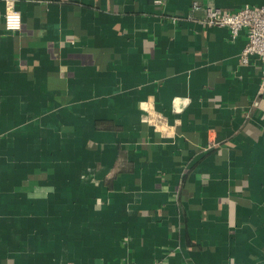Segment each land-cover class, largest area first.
Returning a JSON list of instances; mask_svg holds the SVG:
<instances>
[{"label":"crops","instance_id":"obj_1","mask_svg":"<svg viewBox=\"0 0 264 264\" xmlns=\"http://www.w3.org/2000/svg\"><path fill=\"white\" fill-rule=\"evenodd\" d=\"M6 1L0 264H264L262 62L239 63L245 30L186 19L194 0H14L10 31Z\"/></svg>","mask_w":264,"mask_h":264},{"label":"built area","instance_id":"obj_2","mask_svg":"<svg viewBox=\"0 0 264 264\" xmlns=\"http://www.w3.org/2000/svg\"><path fill=\"white\" fill-rule=\"evenodd\" d=\"M157 3L161 0H156ZM204 12L202 22L208 26H220L228 28L231 38L235 39L242 30L246 32V43L241 51L239 63L247 65L253 56H257L262 62V84L261 91L264 88V5L245 4L238 9H224L223 7L208 2L202 3L194 0L184 17L188 20H194L197 13ZM5 27L10 31H19L22 28V15L16 8L14 0L6 1L4 13ZM178 17L174 16L173 20ZM143 120L152 126L165 130L167 126L156 114L154 103L147 101L142 103ZM175 110L179 106L174 105ZM214 146L210 142L205 149ZM155 264H159L156 262Z\"/></svg>","mask_w":264,"mask_h":264}]
</instances>
